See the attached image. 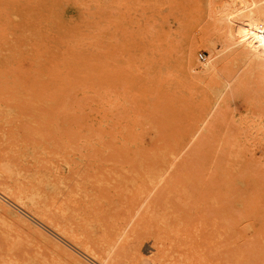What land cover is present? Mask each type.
Here are the masks:
<instances>
[{"label":"rangeland","instance_id":"1","mask_svg":"<svg viewBox=\"0 0 264 264\" xmlns=\"http://www.w3.org/2000/svg\"><path fill=\"white\" fill-rule=\"evenodd\" d=\"M244 1L0 0V264L157 263L126 206L157 180L211 263L264 264V54L227 33Z\"/></svg>","mask_w":264,"mask_h":264},{"label":"bare ground","instance_id":"2","mask_svg":"<svg viewBox=\"0 0 264 264\" xmlns=\"http://www.w3.org/2000/svg\"><path fill=\"white\" fill-rule=\"evenodd\" d=\"M261 0H250L244 1L249 2L247 5V9L241 13L230 12L227 15V33L228 35L235 34L237 36L240 43L244 45L243 48H249L252 50L254 55H260L264 54V4L259 3ZM241 2V1H240ZM247 4V3H246ZM241 9V8H240ZM244 10V9H242ZM226 23V22H225ZM234 44V43H233ZM40 58V57H39ZM246 58V57H245ZM248 58V57H247ZM204 66H207V63L204 64ZM249 68V67H248ZM263 68V67H262ZM264 80V79H263ZM4 137V136H3ZM24 149V147H23ZM35 149V148H34ZM139 150V149H138ZM137 150V151H138ZM145 153V151H144ZM23 154V153H21ZM20 154V155H21ZM172 154V153H171ZM135 155V154H134ZM143 155V154H142ZM137 156V155H136ZM164 158V157H162ZM6 165V164H5ZM140 165V164H139ZM1 166V165H0ZM8 168V165H7ZM141 168V167H140ZM4 169H6L4 167ZM123 169V168H122ZM125 169V168H124ZM54 170V169H53ZM96 170V169H95ZM126 172L125 170H123ZM1 172H3L1 170ZM5 173V172H4ZM31 173V172H30ZM161 173V172H160ZM39 174V173H38ZM127 174V173H126ZM32 175V174H31ZM40 175V174H39ZM43 175V174H42ZM76 175V174H74ZM114 175V174H113ZM9 176V175H8ZM44 177V176H43ZM158 177V176H157ZM42 177H40L41 180ZM48 178V177H47ZM159 178V177H158ZM56 179V178H55ZM54 179V180H55ZM121 180V178H120ZM124 180V179H123ZM133 181V180H132ZM131 181V182H132ZM136 181V180H135ZM153 181V179H152ZM190 181V180H189ZM129 182V180L127 181ZM130 182V183H131ZM154 182V181H153ZM37 183V180H36ZM41 183V181L39 182ZM49 183V182H48ZM106 183V181H105ZM134 183V182H133ZM136 183V182H135ZM170 183V182H169ZM56 185V183H53ZM150 184V183H149ZM153 184V183H152ZM167 180H157V184H153L152 186H146L142 183L137 185L134 189V192L130 196V198L127 201V210L128 213L130 211L134 213H138L136 222L141 221L144 218L145 221L148 223L153 224L154 227V233L157 235H161L159 239H162V241L159 242V249L162 248L161 254L158 257L157 263L154 264H165V263H177V264H213L211 263L209 257H208V249L209 247V240L208 235L204 233V225L202 218L200 215L198 216L197 213H190L187 215H181L177 214L175 217L173 215L172 219L165 218L164 213L163 215L160 213V211H165L172 208V204L170 203V199L165 196L162 199V195L167 189ZM43 185V184H42ZM47 185V184H46ZM106 185V184H105ZM120 185V184H119ZM107 186V185H106ZM126 186V185H125ZM21 187V186H20ZM46 187V186H45ZM62 187V186H61ZM64 187V184H63ZM35 188V187H34ZM51 188V187H50ZM49 188V189H50ZM65 188H69L66 187ZM64 188V189H65ZM184 188V187H183ZM182 188V189H183ZM54 189V188H53ZM52 189V190H53ZM77 189V188H76ZM126 189V188H125ZM128 189V188H127ZM177 189V188H176ZM40 190V189H39ZM57 190V188H56ZM70 189H68L69 191ZM79 190V189H78ZM81 190V189H80ZM185 190V189H183ZM27 191V190H26ZM36 191V190H35ZM46 191V190H45ZM125 192V191H124ZM71 193V192H70ZM116 193V192H115ZM183 193V191H182ZM19 194V193H18ZM39 194V193H38ZM42 194V193H41ZM60 194V193H58ZM73 195H76L72 193ZM25 195V194H24ZM37 195V194H36ZM168 195V194H167ZM187 195V193H186ZM71 196V195H70ZM0 198L8 202V198L3 195V193L0 192ZM62 198V197H61ZM72 199V198H71ZM187 199V197H186ZM212 200V199H211ZM182 201V200H181ZM188 201V200H187ZM186 201V202H187ZM62 202V201H61ZM60 203V202H59ZM67 203V201H66ZM86 203V202H84ZM14 204V205H13ZM14 208H21L23 209L19 204L13 202ZM115 204V203H114ZM77 205V204H76ZM33 206V205H32ZM56 206V205H55ZM200 206V205H197ZM67 207V206H66ZM122 207V206H121ZM72 208V207H71ZM117 208V207H116ZM187 208V207H186ZM56 210V209H55ZM61 210V209H60ZM59 210V211H60ZM67 210V208H66ZM65 210V211H66ZM69 210V209H68ZM118 210V209H117ZM170 210V209H169ZM20 211V209H19ZM63 211V210H62ZM194 211V210H193ZM22 214L26 215L24 212L20 211ZM105 212V210H104ZM103 212V213H104ZM55 213V212H54ZM63 213V212H62ZM66 213V212H64ZM158 213V216H161L155 220V222H149L150 218L152 216H156ZM59 214V213H58ZM61 214V213H60ZM174 214V213H173ZM76 215V214H75ZM78 216V215H77ZM167 216V215H165ZM202 216V215H201ZM43 217V216H42ZM63 217V216H62ZM80 217V216H78ZM36 218V217H35ZM45 218V217H44ZM75 218V217H74ZM121 218V217H120ZM79 219V218H78ZM46 220V219H45ZM49 220V219H48ZM47 220V221H48ZM213 220V218H212ZM98 221V220H97ZM211 221V220H210ZM209 221V222H210ZM215 221V220H214ZM41 222V221H40ZM49 222V221H48ZM99 222V221H98ZM57 223V222H54ZM68 223V222H67ZM88 222L86 221V224ZM94 223V222H93ZM116 223V222H115ZM114 223V224H115ZM211 223V222H210ZM214 223V222H213ZM63 224V223H62ZM91 224V223H90ZM97 224V222L95 223ZM117 224V223H116ZM215 224V223H214ZM57 225V224H56ZM55 225V226H56ZM40 226V225H39ZM58 226V225H57ZM67 226V225H66ZM99 226V225H98ZM135 224H133L130 227V231L133 230ZM207 226V225H206ZM212 226V225H211ZM85 227V225H84ZM101 227V226H100ZM44 228V227H43ZM49 228V226H48ZM58 228V227H57ZM89 228V227H87ZM132 228V229H131ZM93 229V228H92ZM91 229V230H92ZM104 229V228H103ZM111 229V228H110ZM125 227H123V230L114 229L113 235H117L115 237H119L121 233L124 232ZM215 229V228H214ZM228 229V228H227ZM71 230V229H70ZM78 230V229H77ZM211 230V229H210ZM44 231V230H43ZM54 231V230H53ZM90 231V229H89ZM78 232V231H77ZM213 232V229H212ZM71 233V231H70ZM93 233V231H92ZM91 233V234H92ZM214 233V232H213ZM103 237L105 239H110L111 234L109 232H103ZM226 234V233H225ZM72 235V234H71ZM74 235V234H73ZM218 235V234H217ZM61 236V235H60ZM98 236V235H97ZM100 236V235H99ZM223 236V235H222ZM221 236V238H222ZM74 237V236H73ZM76 237V236H75ZM80 237V236H79ZM102 237V236H101ZM100 237V238H101ZM129 237V236H128ZM220 237V236H218ZM93 238V237H92ZM124 238V237H123ZM127 238V237H126ZM75 239V238H74ZM77 239V238H76ZM104 239V238H102ZM105 239L102 241L104 242ZM137 239V238H136ZM156 239V238H155ZM219 239V238H218ZM80 240V238H79ZM117 240V239H116ZM144 241V240H143ZM206 241V242H203ZM213 242V240H212ZM211 242V244H212ZM235 242V241H234ZM72 244V243H71ZM106 244V242L104 243ZM235 244V243H234ZM72 245H75L72 244ZM84 244H82L83 246ZM218 245V244H217ZM232 245V244H231ZM95 246V244H94ZM100 246V243H99ZM102 246V244H101ZM105 246V245H104ZM111 246V245H109ZM139 246V245H138ZM76 247V246H75ZM78 248V247H77ZM89 248V247H87ZM116 248V247H115ZM222 248V247H221ZM74 249V248H73ZM79 249V248H78ZM90 249V248H89ZM90 254L94 257L92 249H90ZM82 251V250H81ZM83 252V251H82ZM89 252V251H88ZM93 252V253H91ZM85 253V252H84ZM105 256L98 258L97 262L98 264H110L111 263V255H109V251L105 252ZM113 253V252H112ZM176 254V255H175ZM211 254V252H210ZM235 254V253H234ZM85 255H87L85 253ZM98 255V254H97ZM152 255V252H151ZM83 256V255H82ZM90 256V255H88ZM96 256V253H95ZM236 256V255H235ZM87 257V256H86ZM99 257V256H97ZM141 257V255H140ZM148 257V256H147ZM139 258V264H148L149 259L151 258ZM239 256H237L238 258ZM92 258V257H90ZM128 258V257H127ZM240 258V257H239ZM130 261V260H128ZM137 261V260H136ZM153 262L156 261L152 260ZM151 261V264H152ZM237 261V260H236ZM127 262V261H126ZM125 262V263H126ZM215 262V261H214ZM78 263V262H77ZM218 262H216L217 264ZM114 264V263H113ZM135 264V263H134Z\"/></svg>","mask_w":264,"mask_h":264}]
</instances>
